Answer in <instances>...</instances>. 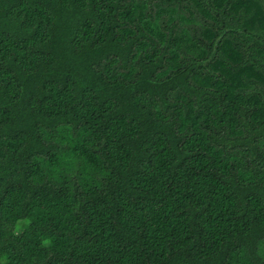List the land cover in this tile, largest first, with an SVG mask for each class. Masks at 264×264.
<instances>
[{"label": "trees", "instance_id": "trees-1", "mask_svg": "<svg viewBox=\"0 0 264 264\" xmlns=\"http://www.w3.org/2000/svg\"><path fill=\"white\" fill-rule=\"evenodd\" d=\"M0 264H264V0H0Z\"/></svg>", "mask_w": 264, "mask_h": 264}]
</instances>
